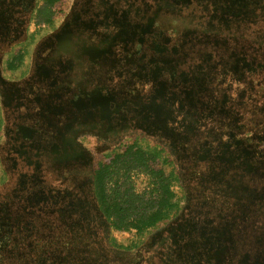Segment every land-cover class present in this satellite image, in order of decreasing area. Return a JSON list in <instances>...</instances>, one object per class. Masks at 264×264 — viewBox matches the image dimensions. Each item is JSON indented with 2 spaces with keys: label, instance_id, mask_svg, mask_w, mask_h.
I'll return each instance as SVG.
<instances>
[{
  "label": "rangeland",
  "instance_id": "374dc122",
  "mask_svg": "<svg viewBox=\"0 0 264 264\" xmlns=\"http://www.w3.org/2000/svg\"><path fill=\"white\" fill-rule=\"evenodd\" d=\"M8 1L0 0V13L12 18L13 32L11 43L0 46V264H55L48 253H54L56 264L73 259L78 264H137L138 258L142 264H256L259 260L246 256L252 252L245 241L246 228L253 231L251 222L240 224L241 234L233 238L227 233L235 232L231 221L245 215L241 204L233 202L234 212L219 207L225 193L237 194V186L228 184L234 175L242 180L244 174L254 175L251 184L239 188L250 199L252 187L261 182L264 149L256 143L264 147V122L257 120L262 112L264 121V0H14L6 6ZM64 17L70 22L75 17L76 26L90 34L84 49L90 50L93 61L60 57L68 55L66 44L50 55ZM46 19L54 21L40 29ZM80 49L82 45L76 53ZM96 89L103 94L94 91L98 97L92 96L89 106L83 98ZM112 97L121 99L112 107L118 126L132 128L117 142L100 136L102 124L97 125L91 111L100 107L101 121L109 124L106 98ZM243 118L249 120L245 133L238 131ZM20 121L33 126L25 133L30 137L35 131L34 138L20 142ZM202 123L210 124L194 132ZM233 125L238 129L224 132ZM149 130L157 132L151 135ZM173 135L183 140L179 144L190 139L206 143L199 157L219 164L213 171L202 164L208 178L204 180L201 168L199 175H189L181 166L183 152L170 145ZM127 145L163 151L148 170L135 169L119 184L121 191L131 188L144 207L156 210L158 186L149 171L161 170L169 176L173 194L169 220L138 235L134 229L117 231L93 217V233L81 234L86 226L72 208L86 207V200L93 205L82 189L91 192L87 183L78 182L70 189L75 198H69L68 183L62 185L65 177L80 174L78 169L81 178L87 177L101 153ZM189 156L192 160L194 154ZM228 170L236 173L228 177ZM221 179L225 193L201 186L207 181L221 184ZM196 193L207 204L199 213L201 226L190 221L181 226L189 217L187 205L192 209V200L199 203ZM261 202L264 205V197ZM215 214L225 218H216V227L210 222ZM170 233L175 247L164 252L170 245L161 239ZM61 241L69 250L59 251ZM115 246L131 249L123 253Z\"/></svg>",
  "mask_w": 264,
  "mask_h": 264
},
{
  "label": "flooded vegetation",
  "instance_id": "af4514ba",
  "mask_svg": "<svg viewBox=\"0 0 264 264\" xmlns=\"http://www.w3.org/2000/svg\"><path fill=\"white\" fill-rule=\"evenodd\" d=\"M14 3H15L14 0H13V3H11V0H9L7 3H5V5L7 6V5H10V4H14ZM2 15L3 14L0 13V46L2 44L5 45V46H7L8 44L11 43V39L13 37L12 28L10 27V22H9L10 21L9 19L11 17H9V18L8 17H4L3 18ZM71 20H72V22H70V18H68V17L67 18L64 17V19H62V22L60 23L59 28L56 30L57 33L54 35V37L56 39V40L54 39V45H55L54 47L55 48L52 49V53L50 55L52 57H54L55 54L60 53L59 52L60 51L59 45L61 46V44H66V46H65L66 47V53L68 55L65 56L63 54H59L60 57H63V58H71V57L79 58L81 56V57H84L82 59H86L88 61H93L94 58L91 57L90 50L84 49V47L88 45V42H85V41H89L88 38H89V35L90 34L87 33L88 31H86V32L83 31L85 29L84 27H83L84 29H79L78 26H76V23L75 22H77V21H76V18L75 17L73 19H71ZM53 21L54 20H51V19L50 20H47L46 19L45 20V23H43V21H42V23H43L42 26H39V25L38 26L40 27V29H47V27L48 26L50 27V25L52 24ZM86 30H87V28H86ZM90 32H92V31L90 30ZM225 35H228V34H225ZM1 38L4 39V42L5 43H2ZM78 45H82L83 50L80 49L81 52L80 53L77 52L78 53L77 54L76 53V50L78 48ZM56 52H58V53H56ZM61 53H63V52H61ZM94 91H99V90L96 89V90L90 91L91 93L89 95H87L86 98L85 97L83 98V100H85V102H87V104H89V106H90V102L92 100V96L95 99H97V97H98V94L96 92L93 93ZM100 93L103 94V92H100ZM7 94H8V92L5 91V93L3 94L4 97H6ZM103 99H104V97H103ZM106 101L108 102V105H109V113H107V115L110 118V123L109 124L105 123L106 121L105 122L101 121L100 114H99L100 107H97L96 106L97 108H93L94 110L91 109V111L97 117V120H98L97 121V125H99V123L102 124L101 126H98L99 127L98 130L100 132V136L102 138H107V140L109 142H117L119 140L120 136H123L124 134H130L132 132V128H131V126H128L127 127L125 124L124 125L121 124V125L118 126V124L116 122V120L118 118L115 116V111H114V109L112 107L115 105L114 103H118V105H119L121 99L120 100L119 99H116V98L114 99L112 97L110 100H108L106 98ZM110 106H111V110H110ZM192 111L194 112V109ZM260 113H262V112H260ZM198 114H200V113H198ZM1 115L2 114L0 113V116ZM212 116H214V115H212ZM257 116H259V114H257ZM211 119H213L212 121H215L216 118L215 117H212ZM206 120H208V119H206ZM257 120H260L261 122H264L263 121V115L261 117H258ZM32 121H33L32 122V125L34 124V126H35L34 129L36 130L37 118L34 117L32 119ZM80 121L82 122L83 119H80ZM248 121L249 120H247L245 118H243V120H240L238 122V124L241 125V129H239L238 131H240L241 133L244 132L243 128L249 127V122ZM21 123H22V121H20V123L17 124V129H19V131H20V136L18 135V137L20 138V142L24 141L27 138H29V139L34 138L35 131L30 135V137L25 133V130H27L26 128L29 127V126H31V125L26 124V123H23L22 125H20ZM254 123H256V122H254ZM3 124H4V121L2 123V126H3ZM209 124L210 123H208V124L202 123V125L200 127L197 126L193 130H195L194 132H197V131H199V132L205 131L204 129ZM238 124H236V126ZM182 126H184V125H182ZM236 126L233 125L231 130H226L224 132H234L235 129H238V128H236ZM31 127L33 128V126H31ZM154 131L157 132V130H154ZM154 131L149 130L148 132L151 133V135H154L155 134ZM36 132H37V130H36ZM174 133L175 132L173 131V134ZM177 135H179V134H177ZM173 136H172V139L170 138V140L172 141V142H170L171 143L170 145L172 147L174 146L175 150L178 147V150L183 152V156L184 157L181 160V163H183L181 166H185L189 170V172H188L189 175H190L191 171L192 172H196L198 174V170H199V168L202 167V164H205L204 166H208L209 168H212V171H213V169H215L219 165V164H216V162H214V163L210 162L209 161L210 158H208V157L203 158L202 155H201V157H199L200 156L199 155V152H201V153L204 152V149L205 148L204 149H201V148H203V145H206L205 142H203L201 144H196L195 143V140L196 139L195 140L190 139L191 141L186 142L184 140L185 141L184 144H181V143L179 144V142H181L183 140H178L177 138L175 139V136L174 137ZM186 144L187 145L188 144H191V146L186 149L185 148V145ZM256 144L258 145V147H260L261 150L264 149V147L261 146L262 145L261 142L260 143H256ZM124 147L125 146H122L120 149H112V150L108 151L107 153H101L99 156L102 157V156H104L106 154H110L112 152H117V153L119 152V153H121ZM155 151L156 152H160V156L163 155V153H162L163 151L162 150H156L155 149ZM193 154H194L193 159L190 160V156L189 155H193ZM168 160L169 159L166 158V161H168ZM95 163H96V161L93 162V163H91L90 172L87 175V177L86 176H83L81 178L80 176L83 173H82L81 169H78V170H80V171H78V173H80V174L75 175L76 174L75 172H72L70 176L66 174L68 176V177H65L66 175L64 176L66 178V182H63V183L61 182L62 185H65L66 183H68L66 185V187H65V191H68L69 198H72V199L75 198L74 194H72L71 191H70V189H72L73 186H75L78 182L81 185L86 184V183L89 185V191L91 192L89 194L87 193L88 187H86L87 189H82V188H80V189H82V191H83V192L81 191L82 192V195H84V196L86 195V197L88 195H89V197L91 196V198H89V197L88 198L91 199V200H93L94 207H93L92 204H89V202L86 200V203H88V205L86 204V207H85V205L78 206V205L75 204L74 207L72 208L73 211L76 212L75 214H78L77 216H81V219L83 220L82 225L85 224V226H86V229H83L82 228V231L80 232L82 234V232L85 231V233H83V235H85L88 232L87 230H90L93 233V227L91 225V223L94 221L93 220V217L94 218L96 217V219H98L99 221L104 220L106 222V224L108 225V222L105 220L104 216L101 215L98 212L97 207H96V204H95V201H94L93 171H94ZM194 163H196V164L198 163V164L196 165ZM260 164H263V163H259V165ZM80 168H81V166H80ZM261 168H263V171L260 172L261 182H260L259 186H257L258 188L257 187L256 188L255 187H252L253 189H255V191H250L249 190L250 193H251V195H253V197L251 199L249 198L247 191H243L242 192L241 191L242 189H239V188L240 187L241 188H245V186H246L247 183L248 184H251L252 181L255 180L254 178H252V176H254V175H249L246 178L245 177L246 175L244 174V176H243L244 178L242 180V179H240V177L237 174L236 176L234 175L231 178V180H229V183L228 184L230 186H232V184L234 186H237V190H236V193L237 194L225 193L226 191H225V186H224V179H221V181H218V182H221V184L220 183H216L214 181H207L205 184H204V182L201 183L202 184L201 186L204 189H206V188L207 189H210L211 187H212V189L213 188L214 189H217V187H218V189L222 190V193H225L224 196H226V199L222 202V207H219L220 209L226 210L228 208L232 212V210L235 209V207H234V203L235 202L237 204H241V208H242L243 212L245 213V215H244V217L243 216H240V218H238L237 221H231L230 220L231 221V224L236 225V228H235V232L230 231L231 229H229V231L227 230V233L230 234V235H228L230 238H233V235L234 234L236 235L238 232L241 234V230L239 229V225L240 224H245V223L247 224L248 222L250 224V222H251V225H253V231L251 232L250 230H248V228H246L245 241H246V245H247L248 251L251 250L252 252H251V254L248 252L246 254V256H247L248 259H252L253 262H257V260H259L256 264H264V234L262 233V231L264 230V205L261 202V198L264 197V165H262ZM61 170L64 171V168H61L59 170V172ZM201 172L204 175L203 176L204 177V180L206 178H208L209 175H210V174H207V173L204 174V172L202 171V168H201ZM234 173H236V172H234V170H228V177H229V174L232 175ZM71 176H74V177H71ZM57 178H59V173L57 175ZM220 186H221V188H219ZM249 187H247V189H249ZM241 192H242V194H241ZM222 193H221V195H222ZM196 195L197 196H201V198H202V194L199 195L198 193H196ZM227 197H228V199H227ZM78 199H80V198L79 197H76V201ZM80 200H83V199H80ZM249 202H251V203L249 204ZM203 204L207 205L205 202H203ZM185 209L186 210H189V211L191 210L189 208V205H187V207ZM83 210H85V211L84 212H81ZM213 210H215V209H213ZM201 211H203V210H201ZM201 211H199V213ZM192 213H194V212H192ZM199 213H198V215H200ZM188 216H190V215L188 214ZM194 216H195V214H194ZM63 217H64V219L69 218L68 216H62V220H64ZM100 217H102L103 219H101ZM71 218H72L71 221H74V217H71ZM213 218H214L215 221H216V218H219L220 220L225 219V218L219 217L216 214H215V216ZM189 221L192 222V223H194L193 220L190 219V217H188V219L186 220V222H183L181 224V226L182 225L187 226V223ZM101 222H103V221H101ZM214 225L216 227L217 225H220V224L218 223V224H214ZM229 228H231V227H229ZM176 232H179L180 233L181 231L176 230ZM199 232H201L200 229H199ZM223 237H224V239L228 238L225 234H223ZM169 250H170V248H169ZM171 250H172V248H171ZM122 252L124 253V251H122ZM216 260H218V259H216Z\"/></svg>",
  "mask_w": 264,
  "mask_h": 264
},
{
  "label": "trees",
  "instance_id": "16d2710c",
  "mask_svg": "<svg viewBox=\"0 0 264 264\" xmlns=\"http://www.w3.org/2000/svg\"><path fill=\"white\" fill-rule=\"evenodd\" d=\"M262 115L263 113H260L258 117H261ZM159 157L160 152L146 149L143 150L138 148L136 145H127L123 148L121 153L112 152L102 156L101 160L96 161L93 171L94 201L98 212L104 216L109 226L115 230L128 231L130 229H134L138 235H141L147 229L154 228L157 225L163 224L169 220V213L173 209V206L170 205V200L173 197V194L170 191V182L168 181L169 176L165 178L164 174L160 170L149 171L150 176L156 180L158 186L159 200L156 210H149L152 209V205L148 206L147 204V206L144 207L142 199L135 196L131 188L122 189L121 191L122 185L119 184V180L122 179H124L123 183H126V180L130 179V173L135 169L148 170V168H150L149 164ZM111 184L112 188L108 189ZM216 194L219 195L218 193ZM197 198L199 203L192 200V209L195 207L196 209H191L192 211H190L196 214L195 216H192L194 217L193 222L195 225L201 226L202 216L198 215V213L203 210V207L206 208L207 206L201 203L202 198H200V196ZM214 209L215 212L218 208L216 207ZM234 210H232V212H234ZM191 212L189 215L193 214ZM199 216L201 217L200 219H198ZM210 222L218 224V222H215L214 219L210 220ZM199 229L200 228H198L197 231H199ZM167 231H169L168 227L164 230V233L161 236H163ZM174 233L176 234V232ZM174 233H170L171 235L169 234L167 238L165 236V239H161L164 244L170 245V249H174L175 247L171 242L173 241L171 236H174ZM178 242L181 243L179 239ZM178 242L175 241V243ZM62 245H65L66 249H64ZM59 246V251L69 250L68 243H64V241H61ZM116 249L120 251H129L131 247H129V249L121 247ZM164 250V252L170 251L166 249ZM48 254L50 256V261H53V263L56 264L57 262L55 260L56 258L54 253ZM61 255L62 254H60V256ZM144 256H148V252H146ZM68 258L72 260L75 257ZM142 263L143 261H141V258H138L137 264ZM39 264L50 263L44 261L39 262ZM65 264H78V260L73 259L71 263Z\"/></svg>",
  "mask_w": 264,
  "mask_h": 264
}]
</instances>
